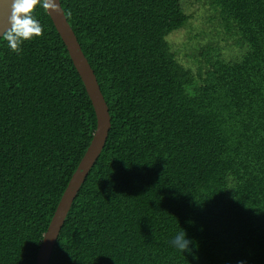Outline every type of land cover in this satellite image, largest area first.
<instances>
[{"label": "trees", "instance_id": "16d2710c", "mask_svg": "<svg viewBox=\"0 0 264 264\" xmlns=\"http://www.w3.org/2000/svg\"><path fill=\"white\" fill-rule=\"evenodd\" d=\"M206 2L219 39L178 59L187 0H61L112 127L50 264H264V0ZM31 14L42 36L0 38V264H36L97 126L52 19Z\"/></svg>", "mask_w": 264, "mask_h": 264}, {"label": "water", "instance_id": "95a60500", "mask_svg": "<svg viewBox=\"0 0 264 264\" xmlns=\"http://www.w3.org/2000/svg\"><path fill=\"white\" fill-rule=\"evenodd\" d=\"M56 3L59 6L58 10H47V13L61 36L70 58L86 88L96 114L97 126L89 148L72 175L56 208L48 230L44 235L36 264H50L55 244L57 243L68 214L86 178L91 172L92 167L102 154L112 127L109 107L101 91L95 72L86 58L75 32L67 20L61 6V0H56ZM11 13L12 6L10 0H0V38H2L4 32L11 27Z\"/></svg>", "mask_w": 264, "mask_h": 264}, {"label": "clouds", "instance_id": "9594fccd", "mask_svg": "<svg viewBox=\"0 0 264 264\" xmlns=\"http://www.w3.org/2000/svg\"><path fill=\"white\" fill-rule=\"evenodd\" d=\"M10 3L12 6L11 27L2 37L13 52H18L24 41L43 35V26L31 14L35 8L42 6L46 11H57L59 6L56 0H10ZM185 233V231L179 232L173 239L175 247L183 252L191 251L189 248L191 241Z\"/></svg>", "mask_w": 264, "mask_h": 264}, {"label": "rangeland", "instance_id": "374dc122", "mask_svg": "<svg viewBox=\"0 0 264 264\" xmlns=\"http://www.w3.org/2000/svg\"><path fill=\"white\" fill-rule=\"evenodd\" d=\"M202 1V2H201ZM201 2V3H199ZM188 3V12L194 13V18L190 20V26L186 29L180 30L172 35L169 38L171 44L173 43V49L177 52L178 59H182L184 53H190L184 51L183 43L186 38L192 37L194 42L201 46L207 43L209 40L214 38L213 26L204 20V16H210L211 11H207V2L206 0H187ZM193 28V29H191ZM215 38L213 40H218ZM228 55V53H227Z\"/></svg>", "mask_w": 264, "mask_h": 264}]
</instances>
